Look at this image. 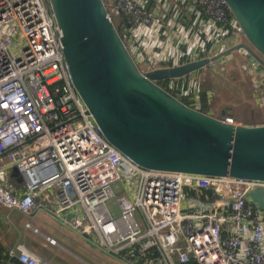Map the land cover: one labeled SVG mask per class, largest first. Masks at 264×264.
<instances>
[{
    "label": "built area",
    "instance_id": "2783aa9c",
    "mask_svg": "<svg viewBox=\"0 0 264 264\" xmlns=\"http://www.w3.org/2000/svg\"><path fill=\"white\" fill-rule=\"evenodd\" d=\"M110 1L104 0L108 16L143 74L211 59L244 43L229 46L245 36L225 0ZM62 35L50 0H0V205L32 216L45 209L38 198L52 194L53 218L122 264H264V210L248 198L264 190V181L151 170L124 156L87 114ZM238 51L252 70L264 72L246 50ZM181 79L166 81L182 89ZM188 82L186 105L202 112L201 85ZM259 102L264 105V94ZM14 169L24 180L23 194L8 185ZM114 197L116 217L107 206ZM25 227L39 233L30 223ZM7 256L50 264L25 243Z\"/></svg>",
    "mask_w": 264,
    "mask_h": 264
},
{
    "label": "water",
    "instance_id": "95a60500",
    "mask_svg": "<svg viewBox=\"0 0 264 264\" xmlns=\"http://www.w3.org/2000/svg\"><path fill=\"white\" fill-rule=\"evenodd\" d=\"M247 43L211 59L143 74L104 0H50L69 73L102 136L139 166L264 181V125L222 122L182 103L159 81L181 79L244 49L264 66V0H225ZM222 116L233 117L221 112ZM17 177L23 179L14 169ZM264 210V190L248 194Z\"/></svg>",
    "mask_w": 264,
    "mask_h": 264
},
{
    "label": "rangeland",
    "instance_id": "374dc122",
    "mask_svg": "<svg viewBox=\"0 0 264 264\" xmlns=\"http://www.w3.org/2000/svg\"><path fill=\"white\" fill-rule=\"evenodd\" d=\"M243 41L247 43L245 38H239L231 44H238ZM232 54L234 55L233 61L225 62L224 58L218 59L213 68L204 67L191 73L188 77L196 78L201 88L206 85L212 87L211 89L215 94L209 102L212 107L207 112L208 115L217 116L225 111L232 114L238 123L262 125L264 124V105L259 102V97L264 94V88H255V83L264 80V72L261 73L258 67L252 70V65L247 62V58L240 55L239 52ZM121 190V187L114 186L116 195L120 194ZM107 206L113 216L119 215L115 197L107 202ZM10 216L0 205V225L9 226ZM82 244L86 251L82 249L79 253L88 263L118 264L115 258L97 252L86 242H82Z\"/></svg>",
    "mask_w": 264,
    "mask_h": 264
},
{
    "label": "crops",
    "instance_id": "0c3cea01",
    "mask_svg": "<svg viewBox=\"0 0 264 264\" xmlns=\"http://www.w3.org/2000/svg\"><path fill=\"white\" fill-rule=\"evenodd\" d=\"M108 2L111 3L110 0ZM230 45L233 46L229 43ZM190 79L196 78L190 77ZM8 185L14 187L18 194H23L25 190L24 180L17 177L14 170L10 172ZM48 195L49 199L44 196L38 198L45 209L38 210L32 216L24 215L16 210L10 211L3 207L8 215H11V219L9 226L0 225V251L7 253L15 244L25 243L30 250L50 264H91L79 253L82 249L86 251L82 244L85 241L72 229L62 226L53 218L51 210H53L55 197L52 194ZM26 223L32 224L39 230V233L26 229ZM48 238L55 240V243H51ZM97 252L103 254L100 251ZM118 264L122 263L118 261Z\"/></svg>",
    "mask_w": 264,
    "mask_h": 264
},
{
    "label": "trees",
    "instance_id": "16d2710c",
    "mask_svg": "<svg viewBox=\"0 0 264 264\" xmlns=\"http://www.w3.org/2000/svg\"><path fill=\"white\" fill-rule=\"evenodd\" d=\"M121 32V30H120ZM119 32V33H120ZM210 47V45L208 46ZM188 77L187 78H182L181 80H179V82H177V84H179L182 89H180V87L178 85H175L174 87H169V83L168 81H160L159 84L166 90H168V92H170L171 94H173L175 97H178L182 100L183 103L187 104V105H191V101L189 100V98L183 96L182 94L184 93V90H187L189 85H188ZM212 87L210 85H206L204 86V88L202 87V91H201V103H202V112L206 113L209 112L211 110L212 104H210L209 102H211V89ZM247 125H255V124H248ZM0 264H22L20 261L12 259L9 260L7 253L4 251H0Z\"/></svg>",
    "mask_w": 264,
    "mask_h": 264
}]
</instances>
